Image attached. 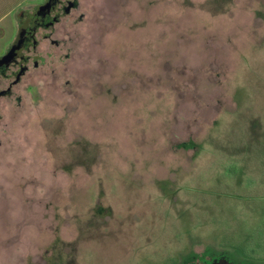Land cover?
I'll list each match as a JSON object with an SVG mask.
<instances>
[{
    "label": "rangeland",
    "instance_id": "rangeland-1",
    "mask_svg": "<svg viewBox=\"0 0 264 264\" xmlns=\"http://www.w3.org/2000/svg\"><path fill=\"white\" fill-rule=\"evenodd\" d=\"M74 1L0 82V264H264V0Z\"/></svg>",
    "mask_w": 264,
    "mask_h": 264
},
{
    "label": "flooded vegetation",
    "instance_id": "flooded-vegetation-1",
    "mask_svg": "<svg viewBox=\"0 0 264 264\" xmlns=\"http://www.w3.org/2000/svg\"><path fill=\"white\" fill-rule=\"evenodd\" d=\"M75 5L74 0H41L34 8H25L15 15L10 27L12 40L0 57V82L12 79L17 84L28 72L31 63L33 69L38 68L39 60L44 57L39 50L41 44L51 39L55 25L60 23L62 17L69 15ZM2 19L0 16L1 33L4 31ZM8 84L0 90V99L11 94V83Z\"/></svg>",
    "mask_w": 264,
    "mask_h": 264
},
{
    "label": "trees",
    "instance_id": "trees-1",
    "mask_svg": "<svg viewBox=\"0 0 264 264\" xmlns=\"http://www.w3.org/2000/svg\"><path fill=\"white\" fill-rule=\"evenodd\" d=\"M240 254L252 261H264V228L258 227L254 234L239 245Z\"/></svg>",
    "mask_w": 264,
    "mask_h": 264
}]
</instances>
